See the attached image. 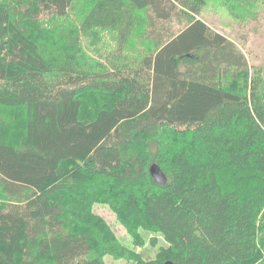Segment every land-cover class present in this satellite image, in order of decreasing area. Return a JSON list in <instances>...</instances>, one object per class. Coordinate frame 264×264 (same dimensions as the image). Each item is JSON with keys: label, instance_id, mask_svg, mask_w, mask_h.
Here are the masks:
<instances>
[{"label": "trees", "instance_id": "obj_1", "mask_svg": "<svg viewBox=\"0 0 264 264\" xmlns=\"http://www.w3.org/2000/svg\"><path fill=\"white\" fill-rule=\"evenodd\" d=\"M205 4L0 0V264H264V76Z\"/></svg>", "mask_w": 264, "mask_h": 264}, {"label": "rangeland", "instance_id": "obj_2", "mask_svg": "<svg viewBox=\"0 0 264 264\" xmlns=\"http://www.w3.org/2000/svg\"><path fill=\"white\" fill-rule=\"evenodd\" d=\"M84 4V2L76 3L75 10L77 16H80L78 10L81 9V6L84 7ZM73 16L74 18H78L75 15ZM200 18L213 30L224 34L228 39L233 41L248 57L250 65L253 64V66L261 67V72L264 76V0H206L205 6H203L200 11ZM106 37L109 38L110 36L107 35ZM104 41L107 43L106 40ZM101 43L102 41H95V48L100 49ZM110 43V46L107 47L108 50L114 48L113 40H111ZM88 51L92 54L90 49ZM89 94L85 95L86 97L89 96L87 98L88 102L95 99L94 95L92 97ZM169 148H171V146ZM169 148H163L162 151L165 157L164 162L166 163L172 158V149ZM104 187L106 188L107 186ZM104 187L101 186V189ZM107 190L110 191L112 188L109 187ZM80 198L79 195V199ZM71 200L73 201V205H76L75 210L79 212V217L81 220H84L81 215H85L86 213L84 207L85 198H81L80 204L77 201V197L76 199L72 197L70 201ZM91 211L95 215H100L106 220L119 243L129 247L137 253H142L144 258L151 260L155 259L160 248L167 246L161 234L146 230H141L145 238V244H141L142 246L134 245L129 228L121 222L116 212L108 203L92 202ZM89 222L94 225L91 219ZM153 240L155 242H153ZM110 244L113 247H117L112 237ZM107 249L108 252L103 253V260L106 264H137L134 257H121L118 254L116 255L113 250L111 251V247Z\"/></svg>", "mask_w": 264, "mask_h": 264}, {"label": "water", "instance_id": "obj_3", "mask_svg": "<svg viewBox=\"0 0 264 264\" xmlns=\"http://www.w3.org/2000/svg\"><path fill=\"white\" fill-rule=\"evenodd\" d=\"M150 173L156 182H158L160 184H165L167 182L166 175L162 172V170L156 164H153L150 167ZM165 264H173V262L172 261H166Z\"/></svg>", "mask_w": 264, "mask_h": 264}]
</instances>
